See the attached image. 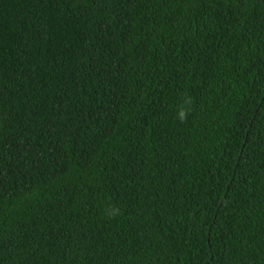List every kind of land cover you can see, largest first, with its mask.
Listing matches in <instances>:
<instances>
[{
  "label": "trees",
  "instance_id": "trees-1",
  "mask_svg": "<svg viewBox=\"0 0 264 264\" xmlns=\"http://www.w3.org/2000/svg\"><path fill=\"white\" fill-rule=\"evenodd\" d=\"M0 264H264V0H0Z\"/></svg>",
  "mask_w": 264,
  "mask_h": 264
},
{
  "label": "clouds",
  "instance_id": "clouds-1",
  "mask_svg": "<svg viewBox=\"0 0 264 264\" xmlns=\"http://www.w3.org/2000/svg\"><path fill=\"white\" fill-rule=\"evenodd\" d=\"M192 100L190 97H187L184 101V104L178 108L177 110V119L181 122L184 123L187 121L188 115L190 114L191 111V106ZM119 208L113 206L110 208L105 209V215L108 216L109 218H114L116 215L119 214Z\"/></svg>",
  "mask_w": 264,
  "mask_h": 264
}]
</instances>
